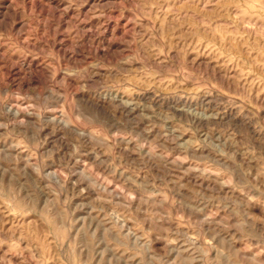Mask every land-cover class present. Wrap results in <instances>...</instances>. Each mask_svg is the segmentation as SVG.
Segmentation results:
<instances>
[{
    "label": "rangeland",
    "instance_id": "rangeland-1",
    "mask_svg": "<svg viewBox=\"0 0 264 264\" xmlns=\"http://www.w3.org/2000/svg\"><path fill=\"white\" fill-rule=\"evenodd\" d=\"M0 264H264V0H0Z\"/></svg>",
    "mask_w": 264,
    "mask_h": 264
}]
</instances>
